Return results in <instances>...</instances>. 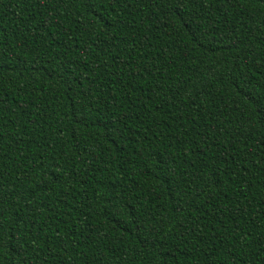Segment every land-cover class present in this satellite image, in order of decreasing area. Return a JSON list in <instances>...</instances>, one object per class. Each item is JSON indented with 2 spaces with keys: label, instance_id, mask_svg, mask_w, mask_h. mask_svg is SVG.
<instances>
[{
  "label": "trees",
  "instance_id": "obj_1",
  "mask_svg": "<svg viewBox=\"0 0 264 264\" xmlns=\"http://www.w3.org/2000/svg\"><path fill=\"white\" fill-rule=\"evenodd\" d=\"M0 264H264V0H0Z\"/></svg>",
  "mask_w": 264,
  "mask_h": 264
}]
</instances>
